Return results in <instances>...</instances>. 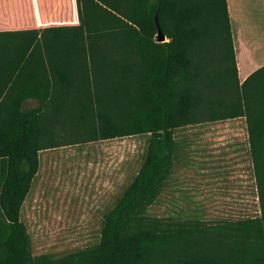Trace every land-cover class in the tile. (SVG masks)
Listing matches in <instances>:
<instances>
[{
	"label": "trees",
	"instance_id": "16d2710c",
	"mask_svg": "<svg viewBox=\"0 0 264 264\" xmlns=\"http://www.w3.org/2000/svg\"><path fill=\"white\" fill-rule=\"evenodd\" d=\"M74 4L84 20L90 5L119 20L122 34L135 41L122 40V64L111 69L119 66L121 75L108 76L116 82L99 90L98 120L72 124L93 130L86 141L147 134V147L137 173L104 214L96 244L59 258L34 256L22 207L39 152L66 137L43 136L49 88L42 75L17 72L16 32L10 27L3 39L0 17V264H264V65L240 81L227 0ZM156 20L166 37L161 42ZM29 99L37 106L26 107ZM237 117L247 126L260 215L211 224L149 215L173 171L176 130Z\"/></svg>",
	"mask_w": 264,
	"mask_h": 264
},
{
	"label": "rangeland",
	"instance_id": "374dc122",
	"mask_svg": "<svg viewBox=\"0 0 264 264\" xmlns=\"http://www.w3.org/2000/svg\"><path fill=\"white\" fill-rule=\"evenodd\" d=\"M230 4L234 7L235 1ZM236 47V62L248 67L238 42ZM76 134L77 139L69 135L39 154L21 211L34 256L59 258L99 241L103 216L137 173L148 141L144 134L87 146L93 130ZM175 139L173 171L149 215L208 224L260 215L244 117L185 126L176 130Z\"/></svg>",
	"mask_w": 264,
	"mask_h": 264
},
{
	"label": "crops",
	"instance_id": "0c3cea01",
	"mask_svg": "<svg viewBox=\"0 0 264 264\" xmlns=\"http://www.w3.org/2000/svg\"><path fill=\"white\" fill-rule=\"evenodd\" d=\"M2 1L1 24L7 29L2 38L10 27L15 29L17 56L22 59L17 72L42 75L43 84L49 88V99L40 117L43 136H78L76 133L84 128L72 123L98 120V92L116 82L108 76L120 77L119 66L114 72L111 69L116 63L122 64V40L134 42L135 36L122 34L121 22L93 5L87 7L84 20L83 10L74 0ZM234 1L232 7L227 0L231 24H236L235 34L232 27L233 42L239 43L242 55L249 60L248 67L242 69L239 60L236 62L238 74L244 73L239 76L242 82L264 65V0ZM7 40H14L13 35ZM235 52L237 58V47ZM25 106L36 107L37 101L29 99ZM98 141L84 143L90 146Z\"/></svg>",
	"mask_w": 264,
	"mask_h": 264
},
{
	"label": "water",
	"instance_id": "95a60500",
	"mask_svg": "<svg viewBox=\"0 0 264 264\" xmlns=\"http://www.w3.org/2000/svg\"><path fill=\"white\" fill-rule=\"evenodd\" d=\"M156 26H157V34L155 36V40L157 42H161V41H164L166 39V37L164 36V34L162 33L161 31V28L156 20Z\"/></svg>",
	"mask_w": 264,
	"mask_h": 264
}]
</instances>
